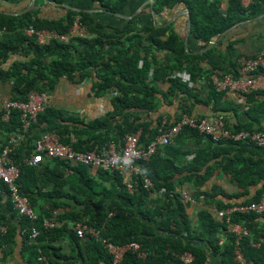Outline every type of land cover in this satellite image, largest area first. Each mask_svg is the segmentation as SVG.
I'll return each mask as SVG.
<instances>
[{"label": "trees", "instance_id": "1", "mask_svg": "<svg viewBox=\"0 0 264 264\" xmlns=\"http://www.w3.org/2000/svg\"><path fill=\"white\" fill-rule=\"evenodd\" d=\"M50 1L63 2L65 0ZM94 1L98 2L106 11L111 12L120 10L127 2V0ZM253 2L254 4L248 8L251 15L254 14L258 5L264 4V0H253ZM182 3L190 11V34L204 41L205 44L214 35L247 17V8L243 7L239 0H227L224 10L220 9L219 0H155V8L157 12H160L166 7H174ZM76 19H79L81 26H84L92 36L77 34L68 43L57 39L39 43L23 33H18L19 35L15 39H0V62L8 60L12 55L29 58L25 61L13 62L9 70L0 68V77L12 79L15 93L13 98L19 97L20 99H26L32 91L49 90L54 86L55 81L64 74H67L72 80L77 77L82 81L95 72L99 79L95 85L97 95L103 93L112 84L118 86L123 91V95L117 96L113 102L115 106L113 113L104 119H98L88 124L89 130L85 132L87 135L95 134L96 129L104 127L107 128L106 131L115 130L122 141L126 133L137 132L139 124H132L130 120L135 113L132 107H156L158 89L152 83V77L155 81H168L172 95L185 92L192 94L189 87L180 79L171 77V70L180 71L185 68L195 80L199 74L197 72L199 68L193 58L207 55L212 51L208 49L202 53L191 54L184 46V40L176 31L170 29V26L156 28L153 24L144 23L139 27L134 24L133 19L120 26L107 25L101 21L98 22L92 13L82 9L68 8L66 14L58 18L41 16L40 8H34V10L19 15H10L0 11V29L4 27L7 32H11L33 25L36 28L53 29L58 33H65L73 27ZM159 53L165 54V63L159 59ZM103 56H107L109 59L100 60L99 58ZM97 57L99 58L97 59ZM235 71L236 68L233 72ZM211 73H208L206 78L209 79ZM263 89L251 88L248 92L240 95L249 98ZM219 93L223 92L216 91L211 84L210 97L215 100V103H218ZM261 107L258 116L260 115V119H264V105ZM190 111V108L183 110L184 113L191 114ZM114 113L115 115L121 114L122 120L117 122L116 127L106 126V122H109ZM163 116L159 117L156 129L148 128L145 130L146 132H141V142L148 143L155 139ZM62 119H65L62 111L49 105L39 112L31 123L34 125L38 122H46V129H54L59 126L58 132L62 134L68 127L67 123H61ZM260 119L257 116L252 117L256 123L260 122ZM168 121L170 126L177 123V121ZM23 125L19 111H13L10 119L6 121L2 118L0 109V130L2 132L5 130L11 134L19 132L23 129ZM257 127L251 129L249 125L235 131L260 130L264 129V124ZM147 134H149L148 137H146ZM106 135L95 134L97 143L104 144L99 150L109 144V138ZM183 135L188 138H198L199 133L191 127L183 128L176 138L177 142L174 141L175 144L161 147L156 155L143 161L142 169L151 178L154 186L146 187L144 180L139 175L136 177L138 183L133 190L128 188L126 180L122 179L123 175L119 170L110 173L111 171L97 168L99 178L113 182V187L108 188L95 180L93 178L95 175L89 174L88 168L92 166L59 157H48L47 170L37 172V166L26 164L23 159L31 152L24 156H20V150L14 152L13 160L21 171L17 183L21 187V193L29 197L38 214V219L32 223L27 217L20 216L16 209V213L20 216V220L16 224L6 220L5 217L3 219L0 217V224L6 227L5 232L0 230V240L12 241V234H15L14 229L18 224L20 233L27 241V243L25 242L27 251L31 250L30 262L36 261L35 264H42L39 259L42 254L48 257L51 264H59V258L62 255L58 256L56 252L58 247L55 242L64 238L67 232L77 240L79 246L81 241L85 243L88 257L84 264H183L178 255L184 251H190L194 255L192 264H211L207 260L209 251L213 257L216 255L220 264H237L234 260L235 237L225 220L216 217L210 210L212 206L222 208L230 204L216 198L217 189L215 186L206 187V181L211 176V166L207 163L211 158L219 155L220 150L223 151L220 145L224 141L214 145L207 138L209 140L207 149L199 146L191 148L187 144L188 142L177 144ZM60 139L70 143L68 138H62V135ZM71 144L81 151L94 150L93 146H83L82 141ZM255 165L257 163L252 164L251 160L240 154L236 155L235 159H229L223 163L226 171L234 174L235 180L240 182L244 180L248 183H254L258 179L264 178V171L254 172ZM203 166L205 167L203 168ZM67 168L79 171L80 178L77 180L75 176L78 175L75 174L66 176ZM41 178L45 182H54L56 186L60 187L71 183L73 191H69L70 193L62 190L48 191V194L53 197L73 193L80 203L81 196L90 197L102 194L107 199L111 198V202L105 204V202L99 201L100 203L95 204L94 210L90 208L77 210L73 209L69 203L55 201L50 206L37 205L35 190L40 185L38 181ZM188 181L197 188L192 191L188 189L191 196L195 200L203 201V205L198 207L194 216L188 213L190 204L183 202L178 191L184 189L179 188L180 184L186 185ZM0 183L5 184L1 180ZM162 187L168 191L165 195L158 193ZM7 193L10 197V193ZM218 194H227V192L219 190ZM153 195L155 198L157 196V201ZM258 200L259 194L245 203ZM104 204L107 206L104 207ZM60 206L62 209L55 212ZM263 218L264 212L262 214L252 212L233 214L231 217L232 223H240L250 231V234L240 241L247 264H264V242L260 243L258 247L253 245L257 238L264 237V223L260 222ZM44 219H51L55 225L44 227ZM76 222H82L95 228L100 232L102 238L116 245L136 240L142 244L147 256L140 258L136 253L127 250L124 252L123 259L114 263L113 255L107 251L103 242L90 236L80 238L74 228L69 227V224ZM32 226L39 229V235L35 238L36 244L29 243L31 241L29 232ZM24 229L28 233L24 232ZM220 237H223L222 243L218 242ZM64 259H66L64 264H75L74 261L68 260V255H64Z\"/></svg>", "mask_w": 264, "mask_h": 264}, {"label": "crops", "instance_id": "2", "mask_svg": "<svg viewBox=\"0 0 264 264\" xmlns=\"http://www.w3.org/2000/svg\"><path fill=\"white\" fill-rule=\"evenodd\" d=\"M227 3V0H224ZM55 2L50 0H19V1H7L0 0V11L5 12L10 15L25 13V10L32 6L34 8H40V15L48 18H58L66 14L68 8L70 9H82L89 11L93 14V17L98 22H103L104 24L111 25H123L130 19L137 26H142V24H153L156 28L168 27L176 31L180 37L184 40L186 37V49L191 54L202 53L208 49H211L209 54L195 57L193 61L199 68L198 76L194 80L191 77L190 72L187 69H182L180 71L173 69L171 70V77L178 78L182 83L186 84L191 90L192 94L172 95L170 93V83L168 81H155L153 79V84L157 86L158 91L157 102L155 103V108L148 107H132L135 113L130 118L132 124H139L137 131H144L148 128H155L159 122V117H167L170 121L179 120L180 114L183 110L190 108L191 114L198 116H211V115H221L224 117L226 124L232 130L242 129L241 127H247L250 125L251 129L259 125L264 124V119H260L259 110L264 105V89L259 90L258 93L251 95L249 98L244 95L235 93H219L218 103L210 97L211 84L206 75L211 72L224 73L227 71L233 72L236 68V60L239 56L253 57L258 52L264 51V4L258 5L254 14L251 15L248 11L251 5L254 4L253 0H245L243 7L247 8V17L241 21L234 23L227 29H224L221 33L214 35L210 39L213 40L211 45L209 41L205 44L204 41L195 38L190 34V29H186L187 14L186 10L189 9L185 4H179L174 7H166L162 11L157 12L155 8V0H127V2L121 7L120 10L111 12L106 11L98 2L94 0H65L63 2ZM63 3L69 6H64ZM190 13V11H189ZM191 26V21H190ZM23 33L22 29H16L11 32L4 31L0 34V39H15L19 34ZM24 34V33H23ZM88 36H92L89 32H85ZM36 40V39H34ZM46 42V41H44ZM205 49V50H204ZM111 55V54H110ZM163 53H159V59L165 63ZM99 57H97L98 59ZM29 59V58H28ZM21 55H12L8 60L0 62V68L9 70L13 62L15 61H25L28 60ZM95 59V58H94ZM100 60H108L109 58L103 56L99 58ZM141 62V61H140ZM185 73V75L183 74ZM185 76L187 78L182 77ZM97 74L94 72L91 76L83 79L82 81L77 77L72 80L67 74L60 76L54 83V86L50 88L48 93L50 94L49 105L56 107L62 111L63 117L65 119L61 120V123H67L68 127L64 129L61 134L58 132V128L46 129L47 123H37L29 126L23 125V129L19 132H11L0 130V150L4 144H8L9 139L18 134L19 144L15 152L21 151L20 156L29 154L38 139V136L46 132H54L60 138H68L70 143H78L82 141L83 146H93L94 150L98 152H104L107 147L99 150L103 143H97L95 134H107L106 137L109 138V143L115 141L118 145L123 142L117 136L115 130H108L104 127H99L94 131L95 134L87 135L86 130H89L88 124L91 122L104 119L111 113H113L115 106L113 102L116 97L123 95V91L118 88L115 84H112L103 93L99 95L96 94L97 90L95 85L98 81ZM264 88V79L253 89ZM14 83L9 77H0V101L4 99H12L14 95ZM194 94V95H193ZM257 116L261 121L258 123L252 120V117ZM122 120L121 114H113L109 122H106V126L116 127L117 122ZM149 134L146 135L148 137ZM99 139V138H98ZM97 139V140H98ZM177 142V139L175 140ZM186 143L195 147L208 148L209 140L203 135H198V138L183 135L179 139V143ZM144 143V142H143ZM175 144V143H174ZM237 145L234 142L224 141L220 146L223 151L217 156H214L208 161V165L211 166V176L206 181V187L211 185L215 186L217 189L216 198L222 202H227V204L232 203H245L249 200L254 199V197L259 194V198L262 194L264 186V178L257 180L254 183H248L246 181L240 182L235 180L234 174L226 171L223 167V163L227 160L235 159L236 155L240 154L242 157L247 158L253 163H257L253 167L254 172L260 173V170L264 171V147L256 148L250 144ZM183 145V144H182ZM237 149V150H236ZM240 150V151H239ZM27 157V156H26ZM25 158V157H24ZM23 158V159H24ZM49 158H45L39 164H36L37 172H44L47 170V163ZM205 164V166H207ZM76 165V164H75ZM74 165V166H75ZM203 166V168L205 167ZM261 166L262 168H258ZM89 174L95 175L93 178L108 188H112L113 182L105 181L99 178L98 169L95 167L88 168ZM113 173V172H110ZM70 174H75V178L78 180L80 178L79 171L73 168H67L66 176ZM122 179L125 181L126 175L122 174ZM29 179V178H28ZM80 181V180H79ZM40 185L35 190V195L37 196V205L44 204L45 206L52 205L55 202H65L69 203L73 209L81 210L83 208H95V204L100 203L99 201L108 204L111 202V198H106L102 194L92 195L90 197H80V203L75 198L74 194L66 196H51L48 194L50 190H62L67 193L73 191L71 189V183L66 184L64 187L56 186L54 182L47 181L41 178L38 181ZM44 183V184H43ZM179 188H184L186 190L191 189L196 190L197 188L192 182L188 181L187 184L179 186ZM199 189V188H198ZM219 190H224L227 194H218ZM8 188L5 184L0 183V217L2 219L5 217L6 220L11 221L16 224L19 222L20 216L16 213L13 207L11 197L8 195ZM155 201L156 198L153 195ZM194 204L188 206V213L192 216L196 215L198 207L203 205V201L200 199L196 200ZM103 205L106 207L107 205ZM62 207H58L55 212H58ZM264 223V218L262 221ZM72 224H69V227ZM19 225L17 224L14 232L12 234V241H1L0 240V264H35L30 262L31 250L27 251L25 242L26 239L20 233ZM17 229V230H16ZM16 230V231H15ZM67 232L64 238L59 239L55 242L58 249L56 250L59 258V264H64V255H68V260L74 261L75 264H84L85 259L88 257L85 243L83 241L75 240ZM29 243L36 244L35 239L31 238ZM81 240V239H79ZM208 262L211 264H220L216 255L213 257L209 251Z\"/></svg>", "mask_w": 264, "mask_h": 264}, {"label": "built area", "instance_id": "3", "mask_svg": "<svg viewBox=\"0 0 264 264\" xmlns=\"http://www.w3.org/2000/svg\"><path fill=\"white\" fill-rule=\"evenodd\" d=\"M244 4L245 0H239ZM219 7L224 10L226 2L219 0ZM7 31L4 27L0 29V34ZM86 29L81 26L79 19H76L73 27L65 33H58L53 29L36 28L33 25L23 28V33L36 42L44 43L51 39H57L63 42H70L72 37L77 34L84 35ZM264 51L258 52L253 57L239 56L236 60L235 72L216 73L213 72L209 76V80L216 91L223 93L241 94L248 92L251 88L259 86V83L264 79ZM185 75V73H183ZM183 78H187L182 75ZM50 94L48 91H32L26 99L15 97L12 99H4L0 101V109L2 110V118L8 121L13 113L17 110L21 114L22 121L25 126H29L38 113L43 111L46 106H49ZM167 117H163L158 126V134L155 139L148 143H143L140 140L141 131L126 133L123 137V142L118 145L114 140L111 141L106 150L98 152L97 150L81 151L74 148L71 143L63 142L60 137L54 132H46L38 136L34 147L29 156L24 158V162L29 165H36L43 161L46 157H59L70 160L72 162H80L87 166L101 168L104 171L119 170L126 175V184L130 190L135 189L137 182L136 177L144 180L146 187L154 186L153 181L148 174L142 169L143 161L149 160L153 155H156L163 146L174 143L179 132L186 127L194 128L200 135L207 137L214 145L220 141H228L234 143H249L258 147L264 146V129L253 130H232L226 124L224 117L219 115L198 116L187 112L180 114L177 123L170 126ZM19 144L18 134H14L8 144H4L0 153V180L5 183L10 193L14 208L20 216L27 217L33 222L38 219V214L32 206L28 196L21 193V187L17 183L21 173L20 167L14 162L12 154L15 152ZM182 200L187 204H194L196 200L191 196L188 190L179 189ZM168 191L165 187L159 189L160 195H165ZM210 210L218 218H223L228 225V228L235 237L234 260L237 264H247L240 246L242 238L250 234L249 229L240 224L232 223L231 217L233 214L256 213L264 212V191L258 201L248 203H232L225 207L217 206L210 207ZM112 214V213H111ZM55 222L51 219H44V227H53ZM72 227L77 232L80 238L94 237L103 242L107 251L113 255L114 263L122 260L124 252L131 250L138 257L145 258L146 250L142 244L136 240L126 244H114L109 240L102 238L100 232L95 228L88 226L82 222L72 223ZM0 230L6 231V227L0 224ZM24 232L28 231L24 229ZM39 235V229L32 226L29 236L35 239ZM223 242V237L218 240ZM264 242V237L257 238L253 243L258 247ZM179 260L183 264H192L194 255L192 252L184 251L178 255ZM42 264H51L48 257L44 254L39 258Z\"/></svg>", "mask_w": 264, "mask_h": 264}, {"label": "water", "instance_id": "4", "mask_svg": "<svg viewBox=\"0 0 264 264\" xmlns=\"http://www.w3.org/2000/svg\"><path fill=\"white\" fill-rule=\"evenodd\" d=\"M59 3L62 4L61 2H59ZM63 5H64V6H69V5L66 4V3H63ZM31 10H33V7H32V6H29V7L25 10V13L28 12V11H31ZM21 14H23V13H21ZM186 14H187L186 29L188 30V28H190V13H189L188 10H186ZM15 15H18V14H15ZM186 40H187V38L185 37V38H184V45H185V46H186ZM212 42H213V40L210 39L208 47L211 45ZM204 50H205V49H204Z\"/></svg>", "mask_w": 264, "mask_h": 264}]
</instances>
